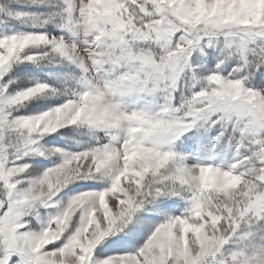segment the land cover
Segmentation results:
<instances>
[{
	"label": "snow or ice",
	"instance_id": "snow-or-ice-1",
	"mask_svg": "<svg viewBox=\"0 0 264 264\" xmlns=\"http://www.w3.org/2000/svg\"><path fill=\"white\" fill-rule=\"evenodd\" d=\"M0 264H264V0H0Z\"/></svg>",
	"mask_w": 264,
	"mask_h": 264
}]
</instances>
